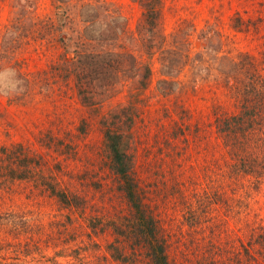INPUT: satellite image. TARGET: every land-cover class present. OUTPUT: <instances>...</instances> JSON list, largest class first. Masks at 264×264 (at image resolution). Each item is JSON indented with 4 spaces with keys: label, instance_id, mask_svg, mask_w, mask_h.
I'll list each match as a JSON object with an SVG mask.
<instances>
[{
    "label": "rangeland",
    "instance_id": "1",
    "mask_svg": "<svg viewBox=\"0 0 264 264\" xmlns=\"http://www.w3.org/2000/svg\"><path fill=\"white\" fill-rule=\"evenodd\" d=\"M143 11L142 0H0V147L34 165L21 181L0 171V264H121L106 247L122 244L110 221L127 205L101 124L115 110L170 262L264 264V176L236 171L214 126L254 72L264 79V0H160L155 27ZM100 48L133 76L112 88V73L76 76Z\"/></svg>",
    "mask_w": 264,
    "mask_h": 264
},
{
    "label": "trees",
    "instance_id": "2",
    "mask_svg": "<svg viewBox=\"0 0 264 264\" xmlns=\"http://www.w3.org/2000/svg\"><path fill=\"white\" fill-rule=\"evenodd\" d=\"M159 5L160 0L151 2L142 0L143 21L146 26L155 27L157 25ZM115 27L120 26L115 25ZM111 38V36L105 37L106 40ZM90 39L99 43L105 41L103 37L89 35L88 40L91 41ZM102 50L100 48V51L89 54L91 60L89 63L94 67L92 71L81 64L75 66L73 58L69 60V64L75 66L76 73H78L76 76H87L89 79L103 81L101 77L105 79V75L112 73V83L108 84L111 88L118 80V76L124 78L133 76V70L125 69L121 60L118 61V56ZM164 68L169 74L174 69L173 62L171 63L170 60L168 65L161 63V69ZM138 70H142L140 83L142 87H145L149 78V68L141 63ZM254 74L253 84L248 83L243 94L238 93L240 99L237 113L216 117L214 126L233 160L236 171L257 178L264 176V79L260 73L254 72ZM109 115L112 118L110 122L107 118L101 121L102 146L109 161V169L116 178L117 190L123 195L127 205V215L110 221L113 233L116 238H120L122 244L117 246L111 243L106 249L111 258L121 264H131L129 256L135 255V251L143 252L149 264H172L167 254L166 237L152 212L145 205L143 191L138 187L134 177L133 155L130 152L131 145H128V136L115 128L114 120L120 118L119 110ZM16 160L18 163H15ZM28 161V156L21 146L0 147V171L3 175L6 173L8 177L11 175L20 181L24 180L31 172V166H34L28 165ZM48 187L51 195L58 199L63 198V202L69 203L66 195L56 192L53 187ZM262 244L264 249V243ZM128 249L131 250L130 254ZM217 262L212 261L210 264Z\"/></svg>",
    "mask_w": 264,
    "mask_h": 264
}]
</instances>
